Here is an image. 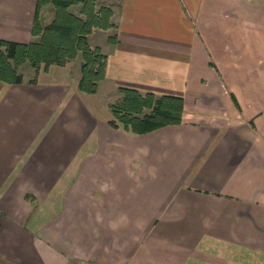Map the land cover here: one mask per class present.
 Instances as JSON below:
<instances>
[{
  "label": "crops",
  "instance_id": "1",
  "mask_svg": "<svg viewBox=\"0 0 264 264\" xmlns=\"http://www.w3.org/2000/svg\"><path fill=\"white\" fill-rule=\"evenodd\" d=\"M104 2L96 95L0 81V264H264V0ZM35 9L0 0V39L32 41ZM120 89L181 121L110 124Z\"/></svg>",
  "mask_w": 264,
  "mask_h": 264
},
{
  "label": "trees",
  "instance_id": "2",
  "mask_svg": "<svg viewBox=\"0 0 264 264\" xmlns=\"http://www.w3.org/2000/svg\"><path fill=\"white\" fill-rule=\"evenodd\" d=\"M43 3L54 6V18L42 28L38 23V12ZM74 5H80L78 12L71 9ZM112 14V6L104 0H36L31 33L40 35L39 40L24 43L0 39V81L22 82L17 71L22 61L29 60L32 66L41 63L48 67L62 65L80 53L82 62L77 87L82 92L94 93L98 82L105 78L107 56L99 46L89 44L88 35L93 29L114 27ZM115 40L114 35L108 36L109 42ZM120 91V100L108 105L112 125L120 124L131 132L142 133L182 119V97L141 94L131 89Z\"/></svg>",
  "mask_w": 264,
  "mask_h": 264
},
{
  "label": "rangeland",
  "instance_id": "3",
  "mask_svg": "<svg viewBox=\"0 0 264 264\" xmlns=\"http://www.w3.org/2000/svg\"><path fill=\"white\" fill-rule=\"evenodd\" d=\"M80 8V5H74L71 6L72 10H78ZM113 15V14H112ZM54 18V6L51 3H43L38 12V23L40 26L43 28L44 26L48 25ZM111 22L112 21V16H111ZM114 24V23H113ZM113 28V27H111ZM109 28V29H111ZM108 30V29H107ZM107 30H102V29H93V31L88 35V42L91 46H99L102 50V47L98 45V42L100 39L104 40V38H107L108 36H112L113 34L108 35L106 32ZM108 35V36H107ZM35 37L32 41L36 42L39 40L40 35H34ZM100 42V41H99ZM103 42V41H102ZM82 59L80 53L72 59H69L62 65H57V64H51L48 67H44L43 64H39L38 66H32L29 62V60L22 61L17 68L18 73L21 74L22 81L27 80V81H48V82H54L57 81L61 78V76L64 77V75H67L69 72H73V75L77 76V84L78 80L80 78V65H81ZM74 75V78H75ZM104 80V79H102ZM101 80V81H102ZM99 81L97 84V89L94 93H86L83 92V94H88V95H96L98 91V86ZM76 84V86H77ZM78 89V87H77ZM79 90V89H78ZM80 91V90H79ZM82 92V91H80ZM122 96L121 91H118L115 95L111 96V99H113L111 102L108 103V105L112 102H116L120 100Z\"/></svg>",
  "mask_w": 264,
  "mask_h": 264
}]
</instances>
